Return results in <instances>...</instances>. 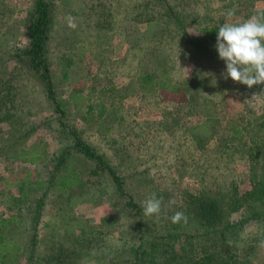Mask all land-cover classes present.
Masks as SVG:
<instances>
[{"label": "rangeland", "instance_id": "obj_1", "mask_svg": "<svg viewBox=\"0 0 264 264\" xmlns=\"http://www.w3.org/2000/svg\"><path fill=\"white\" fill-rule=\"evenodd\" d=\"M165 1L181 17L180 27L154 0L47 1L51 22L45 56L56 97L67 105L64 122L114 169L126 193L122 196L96 161L76 151L68 152L62 165L79 182L61 190L58 177L64 169L52 177L53 164L72 135L64 132L42 82L16 57L29 49L35 1L0 0V217L13 220L4 236L20 247L14 254L11 245L0 264H31L30 255L35 264H49L51 257L60 264H135L136 254L141 264H163L170 253L177 264H197L183 255L199 249L205 242L199 236L213 229L193 216L174 229L170 209L171 216L184 213L191 197L205 189L224 195L223 227L250 215L237 202L254 191L253 177L264 180V139L251 167L252 145L234 138L229 128H243L245 117L257 120L249 124L252 133L264 136V84L242 89L225 79L217 37L200 31L264 14V0ZM189 38L200 43L198 49ZM144 72L168 74L165 81L181 91L146 93L137 82ZM194 138L205 139L204 150L194 147ZM29 153L39 157L33 164L23 161ZM190 155L193 162L187 160ZM23 180L40 182V188L16 210L4 200L18 196ZM153 194L163 200L161 212L145 216L144 202ZM129 198L138 206L132 213L126 208ZM36 200H42L38 244L30 254L31 220L24 208ZM258 201L262 213L264 195ZM136 212L142 222L138 237ZM212 237L205 244L209 250L216 242ZM222 240L227 248L235 247L240 264H264V215L229 228Z\"/></svg>", "mask_w": 264, "mask_h": 264}, {"label": "trees", "instance_id": "obj_2", "mask_svg": "<svg viewBox=\"0 0 264 264\" xmlns=\"http://www.w3.org/2000/svg\"><path fill=\"white\" fill-rule=\"evenodd\" d=\"M34 1H35L34 2V12H33V16L31 19V23L28 28V39H29L30 46L28 50L24 51L22 54L17 55L16 57L19 58L20 61L23 60V62L24 61L25 63L27 62L26 64L27 70H29L34 75H36L38 79L42 82L43 89L46 93V97L48 101L53 104L54 111L57 112V114H59V117H60L59 119L62 120V125H64L63 127L65 128L64 132L68 131L67 133L72 135V140H70V144L66 146L64 150L62 149L61 154L56 159V164H53L54 170H53L52 177H54L55 175H58L62 171V168L64 169L65 172L64 173L62 172L60 176L58 177V185L61 190H64L67 187L79 182L78 175L74 172H68L69 168L67 167V165L66 166L62 165L66 159L67 153L70 152L71 150L76 151V152L83 154L86 158L96 161L99 164V167H102V170L104 171V173L114 180L119 193L122 196H126V193L120 181V177L117 176L114 169L108 166L107 164H105V162L101 160L100 156H98L93 151V149H91L89 146L84 144L79 137H77L73 132H71L67 124L64 122L67 105L65 102H63L62 99L56 97L54 87L51 81V74H50L49 66L47 64V60L45 56V45L47 42L48 31H49L50 22H51L50 10H49L50 8L47 5L48 0H34ZM154 2L157 4H162L163 7H165V9L168 11L167 14L168 15L170 14L169 16H171V18L174 19L176 26L180 27V25H182L181 20H180L181 17L173 15V7L168 5L165 0H154ZM182 30H183V27H181V31ZM218 31H219V28L205 27L200 32L206 35L210 39H215L218 35ZM210 41L213 43L216 40H210ZM188 42L190 44H193L196 49L199 48L200 43H197L196 40L189 38ZM167 79H168V74H162L161 77H159L156 73L144 72L139 75L137 82L140 87L143 85L145 86L144 91L146 93L155 92L157 90H162V91L165 90L169 92L172 91V93H178L181 91V89L176 87L175 85L173 86L167 83L165 81ZM246 87H247L246 85L241 84L242 89H247ZM111 96L113 97L114 94H112ZM253 122L255 123L257 122V120H254ZM253 122L247 121L244 117V120H242V123L244 124H241L243 128H238V126L236 125L234 126V124L229 128L234 138L237 137L236 139L238 140L240 139L241 142H245L247 144L250 143L249 145H252L250 148H248L250 149L248 154H249V159L252 163L251 167L256 165L258 155H259L255 153L253 154V152L257 148L258 143H261L260 138L264 139V136L262 135L263 133L260 134L261 136L259 135V132L257 130H255V132L257 131L256 133L255 132L254 134L252 133L254 128H251L249 124ZM241 133H244L245 135L240 136L239 134ZM204 142H205V139L203 138H194L192 140V144L194 145V147L198 148L200 151L204 150L206 147V144H204ZM224 147H225V144H224ZM28 156H31V157L24 159L23 161L33 164L35 163L36 160L39 159V157L36 158L31 153H29ZM189 157H191L190 159H192V162H193V157L191 155L187 157V160L189 159ZM187 160L185 161L187 162ZM28 176L29 174L26 175L25 177H28ZM253 178H254L253 180L254 191L245 194V197H247V199L245 200L239 199L237 202V205L240 204L239 207L244 205L245 209L250 210V215L249 216H246L243 214L239 215L238 220L233 222V224H231L228 227L222 226L223 224L222 202L224 200V197H223L224 195L219 193L217 196H215L211 192L205 191V189H201L202 191L200 192L201 194L199 196L191 197L189 205L186 207V209H184L185 211L184 214L187 217L193 216L194 219L197 218L201 225L210 227L213 230L211 232H203L201 236H199V238L201 239L204 238L203 242L205 241L204 243L201 242L202 245L199 243L198 245L199 249L191 251L190 256L188 254L183 255L184 259L187 262H192L194 260H197L198 261L197 264H240L239 255L235 253V247L229 246L227 248L225 245L226 242H224L222 239L226 236L227 230L229 228H233L235 226L244 227L246 224H248L251 221V219H260L262 218V215H264V211L262 213H259L260 211H258L259 208L257 204V202H259L258 200L261 199V197H263L264 195V180L260 181L258 179H255V177ZM52 180L53 179L49 180L50 185H51ZM22 183L23 184L20 185L19 187L18 196L9 197V198H6V200H4L5 203L11 204V207H14L16 210L23 209L22 207L24 205L23 203H26L27 201H29L30 194H32L33 192H36L37 191L36 189L40 188L39 186L40 182H31V181L29 182L28 181L25 183V181L23 180ZM34 186L36 187L34 188ZM179 201H174V203H171L170 205H175V202L177 204ZM31 205H32V208H29V207L24 208V211L28 213L29 219L31 220L29 229H31L32 231V238H31V241L28 247L30 250V254L35 250V247L38 244L36 233H37L38 224L40 221V215H41L40 209L42 207V200H38V201L36 200L34 203H31ZM126 208L128 209L129 212H131L132 209H136L137 211L138 206L133 202L131 198H129L127 201ZM25 209H28V210H25ZM136 214L137 212L135 213V215H133V217L135 219H138L139 215L138 214L136 215ZM167 214L169 218L171 219L172 217L171 209L167 212ZM17 222H19V220H16V223ZM170 223L174 229H178L179 223H173L172 221ZM11 224H13V220L12 221L8 220L4 218L3 216L0 217V263L4 261L5 255L9 251L12 245L9 243V241H7V238H5L4 236L5 230ZM141 230H142V222H140V220L138 219L134 223V233L136 234L137 237L140 235ZM211 236H213L212 240H215L216 242L211 243L212 249L209 250L207 249V246L205 244L206 243L208 244L207 239H211V238H208ZM220 247L222 248L220 249ZM225 248H227V251L225 254H222L224 253V250H226ZM12 249L15 254L20 250V247L16 245L15 246L12 245ZM133 250L134 248L132 246L131 251ZM220 250H222L223 252L220 253ZM136 255H135V259H136L135 264H141L142 261L139 258H137ZM169 256L170 258L165 260L163 264H177L175 262L176 261L175 253H172V254L170 253ZM43 261H47V260H43ZM56 261H58L59 264L62 262V260L57 257H51L47 262L49 264H55ZM30 262L31 264H35V260L32 255H30ZM27 264H30V263H27Z\"/></svg>", "mask_w": 264, "mask_h": 264}, {"label": "clouds", "instance_id": "obj_3", "mask_svg": "<svg viewBox=\"0 0 264 264\" xmlns=\"http://www.w3.org/2000/svg\"><path fill=\"white\" fill-rule=\"evenodd\" d=\"M235 14V9L229 10V17ZM68 26L75 28L74 18L68 17ZM216 49L220 59L225 61V79L244 84L252 88L264 84V14H254L247 20L235 24L224 23L219 27ZM174 203V201H169ZM163 200L155 194L144 202L145 216L159 215ZM183 212H176L171 220L173 223L187 222ZM264 247V240L261 241Z\"/></svg>", "mask_w": 264, "mask_h": 264}]
</instances>
